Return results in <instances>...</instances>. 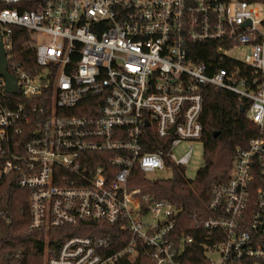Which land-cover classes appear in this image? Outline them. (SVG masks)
<instances>
[{
  "label": "built area",
  "instance_id": "built-area-1",
  "mask_svg": "<svg viewBox=\"0 0 264 264\" xmlns=\"http://www.w3.org/2000/svg\"><path fill=\"white\" fill-rule=\"evenodd\" d=\"M14 27L36 38L32 67L10 53ZM0 40L18 86L0 75V232L16 188L47 233L44 264H264V136L236 148L192 235L135 178L186 168L193 147L175 149L202 142L210 87L247 100L264 128L262 0H0ZM82 223L121 234L50 244L51 229Z\"/></svg>",
  "mask_w": 264,
  "mask_h": 264
},
{
  "label": "trees",
  "instance_id": "trees-1",
  "mask_svg": "<svg viewBox=\"0 0 264 264\" xmlns=\"http://www.w3.org/2000/svg\"><path fill=\"white\" fill-rule=\"evenodd\" d=\"M25 9L29 8L21 7V11ZM35 48L36 38L31 31L13 28L10 53L15 61H19L25 67L34 66ZM241 106L245 107L244 112L241 111ZM248 107L249 102L240 99L232 91L208 88L201 115L205 162L198 169L196 177L188 179L186 168L179 165L173 166V176L168 179L151 180L143 173L135 177L139 180L144 194H148L153 199L169 200L181 210L183 220L181 224L183 223V226L186 224L187 227L184 230L186 234H194L195 225L191 218L193 214H197L198 219L212 215L209 209L212 189L216 184L228 180L236 148L239 145L246 146L253 138L264 136V128L262 129L248 118ZM7 193L9 213L0 232V264H44L46 231L29 228V207L27 200L24 199L23 191L11 188ZM90 225H97V223ZM102 225L108 229L102 232L86 230L83 223L51 229L50 244L56 246L73 234H110L111 236L121 234L116 227L105 223ZM131 238L130 234H126L124 237L126 242L119 244L117 249ZM11 254L14 256L9 258ZM15 254H18V257ZM184 260L185 264H203L201 255L187 256ZM133 264H144L142 257Z\"/></svg>",
  "mask_w": 264,
  "mask_h": 264
},
{
  "label": "rangeland",
  "instance_id": "rangeland-1",
  "mask_svg": "<svg viewBox=\"0 0 264 264\" xmlns=\"http://www.w3.org/2000/svg\"><path fill=\"white\" fill-rule=\"evenodd\" d=\"M37 38L39 37L36 34ZM191 147H193V155L186 165V176L188 179H194L196 177L197 171L204 165V145L202 142L185 141L175 149V154L180 158L183 156ZM173 176V172L170 169H165L162 172L156 174H148L151 179H168ZM210 258L218 261L220 256L218 253H210Z\"/></svg>",
  "mask_w": 264,
  "mask_h": 264
},
{
  "label": "water",
  "instance_id": "water-1",
  "mask_svg": "<svg viewBox=\"0 0 264 264\" xmlns=\"http://www.w3.org/2000/svg\"><path fill=\"white\" fill-rule=\"evenodd\" d=\"M0 75L4 77L6 81L5 84L6 92L15 93L18 91L17 79L8 70L7 52L2 40H0ZM241 111L243 112L245 111L244 106H241Z\"/></svg>",
  "mask_w": 264,
  "mask_h": 264
}]
</instances>
